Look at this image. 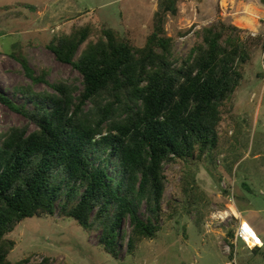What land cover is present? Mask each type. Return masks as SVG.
Returning <instances> with one entry per match:
<instances>
[{
    "label": "trees",
    "instance_id": "trees-1",
    "mask_svg": "<svg viewBox=\"0 0 264 264\" xmlns=\"http://www.w3.org/2000/svg\"><path fill=\"white\" fill-rule=\"evenodd\" d=\"M179 1L158 0L142 46L90 21L54 36L50 50L80 74V87L49 82L46 69L36 73L29 65L21 43L12 44L9 56L31 84L53 90L0 89V103L27 121L0 134V264H48L45 256L10 261L16 243L8 234L27 217L55 213L99 230L98 243L114 258L127 221L126 251L133 252L159 230L166 163L186 165L188 204L201 195L197 162L213 159L223 113L262 38L218 19L177 58L165 23L178 14Z\"/></svg>",
    "mask_w": 264,
    "mask_h": 264
},
{
    "label": "rangeland",
    "instance_id": "rangeland-1",
    "mask_svg": "<svg viewBox=\"0 0 264 264\" xmlns=\"http://www.w3.org/2000/svg\"><path fill=\"white\" fill-rule=\"evenodd\" d=\"M246 1L249 0H226L225 3L221 0H180L178 14L168 16L165 23L167 35L174 38V56L187 55L199 40L203 25L218 19L232 24L243 12L240 8ZM252 1L264 11L261 0ZM157 2L0 0V89L12 94L15 86L29 84L35 91L53 90L45 83L31 84L20 64L9 56L14 42L21 43L36 73L47 70L49 82L64 80L80 87V74L71 65L57 61L50 50L48 45L53 37L90 21L96 26L114 27L133 44L142 46L151 31ZM257 19L259 28L246 29L243 35L255 32L262 38L261 43L251 49L252 56L244 67L240 86L223 113L213 159L197 162L195 180L201 195L192 197V204H188V197L182 190L181 178L186 165L166 163L167 183L159 230L154 238L142 240L133 252L126 251L125 241L130 229L127 221L122 225L124 244L114 258L98 243L99 230L88 231L72 218L55 213L27 217L17 224L8 234L16 243L8 255L9 260L15 262L28 257L32 263L45 256L49 258L48 264H225L234 256L237 264H264V235H259L264 228V16L258 14ZM15 99L21 101L19 96ZM26 122L21 114L0 103V134ZM227 165H231L230 171ZM230 189L234 204H230V208L235 214L241 212L263 242L252 250L238 240L230 245L234 253L228 257L222 253L223 243L220 245L218 241L217 245L216 238L224 232L228 237L233 228L218 225L207 230L205 224L213 207H224L228 202ZM253 243L261 242L249 244Z\"/></svg>",
    "mask_w": 264,
    "mask_h": 264
},
{
    "label": "built area",
    "instance_id": "built-area-1",
    "mask_svg": "<svg viewBox=\"0 0 264 264\" xmlns=\"http://www.w3.org/2000/svg\"><path fill=\"white\" fill-rule=\"evenodd\" d=\"M249 34L252 36L257 35L255 32H249ZM227 201L228 202L225 204L224 207L212 208V210L209 213L208 220L206 221L205 226L207 230H210L208 228H210L211 226H218V225H225L226 227L230 226L229 229L233 228V231L228 232L229 233L228 237L226 232L222 233V235L219 236L220 244L223 243V253L229 257L234 253V249L230 245L235 244V242L238 240L243 241L251 248L261 245L262 242L260 244L258 243L249 244L248 240L245 238L247 234V230L251 229V227L247 223L244 226L240 212L238 216L232 211L230 207H228V204L230 203L233 204L232 189H230L229 194L227 195ZM227 223H229L230 225H227ZM226 239H228L227 242H222V240H226ZM226 264H237L234 256H232L229 260H227Z\"/></svg>",
    "mask_w": 264,
    "mask_h": 264
},
{
    "label": "crops",
    "instance_id": "crops-1",
    "mask_svg": "<svg viewBox=\"0 0 264 264\" xmlns=\"http://www.w3.org/2000/svg\"><path fill=\"white\" fill-rule=\"evenodd\" d=\"M221 1H223L224 3L226 2V0H221ZM240 10L243 11V12L240 13V15H238L237 17H235L231 23L233 25L239 27V28H244V29H258L259 28V25H260L259 24V20L257 19L258 18V14H260V16H264V11H262L261 8L257 7L252 0H249V1H246V2H242V6H241ZM257 155H255V156H257ZM240 214H241V212H240ZM241 217L245 221V223L248 224V222L246 221V219L243 216H241ZM251 229H252V227H251ZM262 234L264 235V228L260 230L259 235H262ZM216 239H217V245H219V243H218V241H219V235H217V238ZM260 242H263V241L260 240ZM246 246L248 247L247 244H246ZM221 250H222V253H223V249L222 248H221ZM225 264H226V262H225Z\"/></svg>",
    "mask_w": 264,
    "mask_h": 264
},
{
    "label": "bare ground",
    "instance_id": "bare-ground-1",
    "mask_svg": "<svg viewBox=\"0 0 264 264\" xmlns=\"http://www.w3.org/2000/svg\"><path fill=\"white\" fill-rule=\"evenodd\" d=\"M231 204V203H230ZM230 204H228V207H230L229 205ZM233 207V206H232ZM233 210V209H232ZM237 210V209H236ZM239 211H237V214H238V216H239V213H238ZM236 214V215H237ZM242 221H243V224H244V226L246 225V223H245V221L242 219ZM245 238L248 240V242L249 243H251V242H253V241H260L259 240V238L255 235V233L253 232V230L252 229H248L247 230V234H246V236H245Z\"/></svg>",
    "mask_w": 264,
    "mask_h": 264
}]
</instances>
